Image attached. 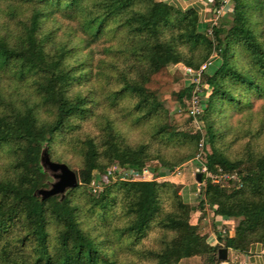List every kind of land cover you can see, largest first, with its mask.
I'll return each instance as SVG.
<instances>
[{
    "label": "trees",
    "instance_id": "1",
    "mask_svg": "<svg viewBox=\"0 0 264 264\" xmlns=\"http://www.w3.org/2000/svg\"><path fill=\"white\" fill-rule=\"evenodd\" d=\"M209 59L196 127L183 66ZM172 66L181 110L148 86ZM200 140L208 175L192 199L180 183L113 169L156 178ZM44 148L77 174L63 196L36 193L53 181ZM208 215L213 228L235 220L214 228L215 244L200 226ZM254 245L264 246V0H231L206 25L159 0H0V264H225L219 248Z\"/></svg>",
    "mask_w": 264,
    "mask_h": 264
},
{
    "label": "rangeland",
    "instance_id": "2",
    "mask_svg": "<svg viewBox=\"0 0 264 264\" xmlns=\"http://www.w3.org/2000/svg\"><path fill=\"white\" fill-rule=\"evenodd\" d=\"M181 77L183 76L182 73L180 72V69L178 67H170V68H166L163 69L162 71H160L159 73H157L156 75H154L152 81L148 84V86L155 90L157 92V94L159 95L160 99L164 100V103L166 105V107L170 110H173L175 108L180 107L178 105V101L172 96V91H175L179 88L182 87L183 85V80L182 78L179 81H176L175 75H180ZM209 93V91H207V94ZM204 101V99H203ZM180 165H183V171L182 174L179 176H174V175H169L167 173V175H162V176H158L156 178H153L152 175L149 173H144L143 174V178L140 179V181L142 182H151L153 180H172L176 183H180L181 184V189L180 192L182 191V193L184 194V196H186V198L188 199H192V197L197 194L200 189L202 188V185L204 183V181H197L196 180V173L200 172L198 171L199 168V162L197 160L191 159L187 162H184ZM202 179V178H201ZM218 179L217 177L214 176V180ZM216 181V180H215ZM191 203L196 205L197 201L195 200H191ZM192 221L196 222L197 218H198V214L195 213L192 215ZM218 219V218H216ZM225 220H229V221H225ZM217 224L215 225V229H233L234 225H235V220L233 219H224V221L222 220H217L216 222ZM200 226L202 227L203 231H207L210 233L208 240L211 242L212 240V244H215L214 242V238L213 236L215 235V231L212 225V218L210 215H208L207 217L203 218L202 221L200 222ZM225 230V231H226ZM223 234H225V232H223ZM216 237V236H215ZM240 260H243L246 264H254L252 261V257L250 256L249 258L243 254H240L236 251L233 250H229L228 251V257L227 260H225V264H238L240 262ZM244 262H242L244 264ZM264 263V259H259V264ZM181 264H202V261L200 260V258H191V259H185L181 262Z\"/></svg>",
    "mask_w": 264,
    "mask_h": 264
},
{
    "label": "built area",
    "instance_id": "3",
    "mask_svg": "<svg viewBox=\"0 0 264 264\" xmlns=\"http://www.w3.org/2000/svg\"><path fill=\"white\" fill-rule=\"evenodd\" d=\"M231 6V0H221V3L219 4L218 7L214 8L212 10V16L210 17L209 21L214 22L218 17L222 16L225 11ZM208 33H211V28L208 29ZM211 60H207L206 62H204L203 64H201L197 69H194L190 66H183V73L186 74L187 76L190 77V82L194 83V88L192 91V94L190 95V97L185 101V108L188 110L189 114L192 115L194 117V124L196 127H199V123L196 120V116L202 111V105H203V90L200 86V81H201V77H202V72L203 70L210 65ZM182 107H179V110H181ZM203 141L200 140L198 143V151L194 156V160H197L199 162L200 165V171L201 173H207L208 175V170L207 167L205 166V164H203L201 162V155L203 153ZM183 165H178L175 166L173 168L172 171H170L168 174L169 175H174V176H179L182 174L183 171ZM113 169L117 170L120 172L121 174V178H125V179H129V180H140L143 178V174L144 173H150L152 175L151 172H149V170H147L146 168H143L142 170H138V171H129V170H119V168L117 167H113ZM164 176L167 174H163ZM153 177V175H152ZM218 179H215L216 181H218L220 178L222 179H226L229 178L228 174H220L219 177H217ZM226 229H222V233L225 232ZM217 242V239L215 238V243ZM238 264H243L242 262H239Z\"/></svg>",
    "mask_w": 264,
    "mask_h": 264
},
{
    "label": "water",
    "instance_id": "4",
    "mask_svg": "<svg viewBox=\"0 0 264 264\" xmlns=\"http://www.w3.org/2000/svg\"><path fill=\"white\" fill-rule=\"evenodd\" d=\"M41 162L44 168L49 171L50 175L53 177V181L50 182L49 187L39 188L36 191V193L41 195L42 198H47L55 194H61V196H63L66 190L78 183L76 172L63 162L51 160L46 148L42 150ZM195 177L197 181H200L201 172H197ZM218 257L225 260L227 258V248H219Z\"/></svg>",
    "mask_w": 264,
    "mask_h": 264
},
{
    "label": "crops",
    "instance_id": "5",
    "mask_svg": "<svg viewBox=\"0 0 264 264\" xmlns=\"http://www.w3.org/2000/svg\"><path fill=\"white\" fill-rule=\"evenodd\" d=\"M159 1L167 2L182 10L188 8H194L198 12L199 20L202 25H206L210 17L212 16V8H210L208 4V2H210L209 0H159ZM225 221H229V220H225ZM213 238L215 242V238H216L215 235L213 236ZM212 240L213 239H211V242ZM245 256L246 258L247 257L249 258L251 256L253 263L259 264V259L260 258L264 259V246L254 245L251 248L250 254ZM240 262H244V261L240 260ZM244 264L246 263L244 262Z\"/></svg>",
    "mask_w": 264,
    "mask_h": 264
}]
</instances>
